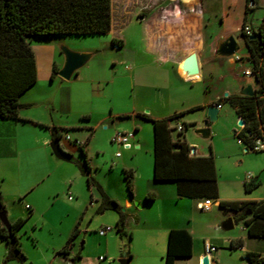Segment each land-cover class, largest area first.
Instances as JSON below:
<instances>
[{"label": "crops", "instance_id": "crops-1", "mask_svg": "<svg viewBox=\"0 0 264 264\" xmlns=\"http://www.w3.org/2000/svg\"><path fill=\"white\" fill-rule=\"evenodd\" d=\"M113 1H116V4H121L125 2L132 3L136 0H110L109 29L105 33H97V35H105L100 43L94 46L83 45L79 47H69L78 51H90L91 55L86 61L96 54L101 55L98 61L89 63L85 66L84 70H81L82 68L77 70L84 65L85 61L69 78L80 83L82 88L84 87L83 89H87L90 92L92 91L95 93L94 96H97L103 92V84L108 80L104 63H110L109 67L117 64L122 65L126 70V76L137 87L134 91L133 102L130 109L122 112L103 113L101 117L95 119L96 111L92 108L74 110L72 107L73 99L70 86L68 89L67 87L61 88L58 94L55 92L52 94L43 92L42 89L37 87L33 88L41 79L44 78L46 80V78L55 75L56 70L62 64V55L59 49L55 51L54 47V50H45V58L41 59L42 62H40L39 66L38 58L35 55L34 49L31 47L35 62L36 78L31 85L17 96L18 103L23 106V108L21 107L20 109L24 110H18L17 114L19 119L0 118V196L4 205L6 220L12 222L16 218L22 217L25 222L31 216L37 215L42 221H49L51 217L58 218L61 215L68 216L69 212L75 214L74 216L72 215L70 223L61 233L60 237L52 244L48 254V256L52 254L51 257L60 254L58 253L59 249L63 246L68 234L77 221L76 215L78 214L79 208L78 203L73 201L72 194H75L78 190L77 186L83 177L73 166L65 165L66 163L56 159L51 154L48 147V143L51 140L49 132L50 127L57 128L60 133V139L63 133V138L66 135L69 140L71 139L70 137L77 138V136L69 135L67 132H73L74 129L76 131H86L90 129V139L93 134V128L97 125L104 124L107 120L110 125H114L116 121L129 120L131 122L130 128L124 127L123 130L131 129L134 134L139 129V125L135 121L148 122L139 118L137 113H145L152 119H160L168 117L173 113L182 112L179 113L173 121V123H181L184 121L183 116L185 111L191 106L200 107L195 109L198 112L196 118H191L186 121H191L194 126L200 127V125L196 124L197 119H199V121L204 119V107L214 102L218 96L234 93L245 84H249L251 88H255L258 85L254 73L251 70V62L247 57L248 51L246 45L242 37L238 35L244 16V0H241L238 23L235 27L237 31L233 33L238 44V49L235 53L241 55L239 60H234L231 55L220 56L214 53L217 42L225 36L226 31L224 35L206 36L205 28L209 20L204 14V10L210 11L212 8L207 0H185L183 3H175L171 6H169L170 4L166 2V0H150L151 2L149 4L147 3L148 5L145 13L142 14L141 18L145 20L146 23L138 36L140 50L125 54L116 53L104 55L102 53H105L103 50L106 48L114 49L119 46L122 47L124 41L121 37L115 35L117 32L115 27H119L123 15L129 16L132 13V10H125L123 7L116 6V4V7L113 9L111 7ZM234 1L235 0H221L218 15L220 23L223 22L225 17H228L230 10L233 8ZM179 6H183L184 8L179 10ZM171 12H173V14L170 20H168V15ZM263 13L264 8L258 17L257 23L263 16ZM138 16L137 19H139ZM175 17L179 19H175ZM246 21L251 26L257 24H252L247 19ZM111 39L119 45L114 44L113 46ZM190 51H193L195 54L198 71L191 76H185L180 70L179 64L181 59ZM53 67L56 68L55 72H52ZM245 69H248L250 72L247 74L244 73ZM171 72L178 75L177 77H179L182 83L178 88L183 92L180 101L177 98L172 99L170 97L171 89L168 86V77ZM144 74L147 75V78L143 81L140 79V76ZM192 89L198 90V93L200 91L198 98L194 100L191 99L189 94L193 93ZM184 90L188 91V93H185ZM218 103H220V108L217 109L216 120L220 117L226 118L227 116V112L224 111V105L228 103ZM73 110L77 114V120L72 123L71 120L68 119V116ZM229 113L231 119L228 117L225 121L224 130L217 133V130L214 128H208L209 135L206 141L199 143L187 142L183 136L180 138L191 147L189 151L190 154L194 156L211 155L215 171L217 197L209 200L212 201V205H216L217 207L218 200L257 201L264 199V153L261 150L246 148L242 143L237 142L234 133L239 129V126H236L238 118L232 106H230ZM148 123L150 124V122ZM150 127L151 173L150 170L148 174L147 172L144 173V185L142 190L137 191L133 182V172L131 171L132 196L128 194L122 195L121 207L124 211H128L133 203L141 208L156 200L163 202V204L181 198L190 199L195 203L202 200L183 196L177 197L175 183L173 181L153 180L151 124ZM215 137H217L216 141H213ZM210 139L212 141H210ZM73 143L62 141L59 145L64 151L73 155L76 147L78 148V144H82L77 139L73 140ZM262 144L263 149L264 142ZM85 145L86 144H83L84 150ZM257 153L262 154L263 158L259 159L255 155ZM85 155L87 156L86 150ZM217 156L232 157V164L239 166L237 167L238 170L232 172L229 177V181L233 183L231 188L236 191V194H234V191L228 190L227 192H220L218 189L217 173L214 164V158ZM76 158L79 161L81 159V157L78 156ZM247 173H250L252 178L255 177L259 181L258 185L249 191H245L243 188L244 177ZM260 175L263 176V181H261ZM259 185L262 186L261 189L253 193ZM239 189H242L243 192L240 193ZM87 190L91 200L96 202L99 199V194L96 193L94 187L87 186ZM147 192L154 193V198L150 202H146L143 199ZM104 193L109 198L114 199V196L109 194L107 190H104ZM59 194L62 196L65 195V204L61 203L59 205V199L58 196H56ZM90 203L92 202L88 201V204ZM222 210L229 213L232 219L231 211ZM134 216H136V214H134ZM240 223L241 229L246 234V239L255 238L264 240L263 237L249 236L241 221ZM169 229L183 228L166 225L165 231L167 232ZM231 240L232 238H229L228 243ZM1 242L3 241L0 240V243ZM235 249H238L242 253L255 252L259 255H264V244L260 252L246 248L243 242L241 245L235 247ZM67 253L60 255L65 256ZM125 253H123L122 256L125 257ZM162 254H164V252L158 251L157 254L154 255H151L149 252L140 257L133 254L132 256L138 260L137 264H163ZM192 255L193 249L191 244L190 256ZM202 255L203 249L196 255L197 261L200 260ZM189 257L176 258L173 264L187 260ZM243 259L245 258L243 257ZM127 260L129 261L130 258H127ZM210 263L215 264L212 260Z\"/></svg>", "mask_w": 264, "mask_h": 264}, {"label": "rangeland", "instance_id": "rangeland-1", "mask_svg": "<svg viewBox=\"0 0 264 264\" xmlns=\"http://www.w3.org/2000/svg\"><path fill=\"white\" fill-rule=\"evenodd\" d=\"M207 1L212 8L210 11L204 10V14L209 20L205 28L206 36L224 35L225 31V35H233L234 31H237L235 27L238 23L241 0L234 1L233 8L230 10L228 17L223 19L222 23L219 22L218 17L221 0ZM150 2V0H136L132 3L125 2L116 4V1L111 3L113 9L119 6L123 7L125 10H132V13L129 16L123 15L121 24L119 27H115L117 31L115 35L121 37L124 41L122 47L119 46L114 49L106 48L103 50L105 53L102 54H125L140 50L138 36L145 27L146 22L145 20L137 19V16L145 13L146 7ZM166 2L171 6L175 3H183L185 0H166ZM183 8V6H179V10ZM263 8L264 0H257L254 8L247 11L246 19L252 24L257 23ZM172 14L173 12L169 13L170 16L168 15V20H170ZM176 18L177 17H175V19ZM104 36L105 35L97 34H53L44 37H30L27 38V40L30 47L34 49L35 55L38 58V65L40 66V62H42L41 59L45 58V50L49 51L54 47L55 51H57L58 46L61 44L68 47H79L83 45L94 46L100 43ZM112 45L114 46V44ZM100 56V54L94 55L77 70L81 68V70H84L85 66L89 63L98 61ZM109 65L110 63H104L108 80L103 84V92L97 96H94V92L83 89L84 87L82 88L80 83L75 82L73 79H61L56 73L52 77L46 78V80L44 78L41 79L33 88L37 87L42 89L43 92H49L50 94L55 92L58 94L61 88L67 87L68 89L70 86L73 99L72 107L74 110L92 108L96 111L95 119L101 117L103 113L129 110L133 102L134 91L137 87L126 76V70L122 65L117 64L112 67H109ZM169 75L168 86L171 89L170 97L172 99L177 98L180 101L183 92L178 88L182 83L179 77H177L178 75L172 72ZM146 78V74L140 76V79L143 81ZM184 87L186 88L185 84ZM184 92L188 93L186 90H184ZM192 92L193 93H189L191 99L194 100L198 98L200 91L198 93V90L192 89ZM21 107L23 108V106ZM20 108H18V110H24ZM74 110L71 111L68 116V119L71 120L72 123L77 120V114ZM229 110L230 106L225 104L224 111L227 112L226 118L220 117L217 120L215 119L209 123L208 128H214L217 130V133L224 130L225 121L228 117L231 119ZM197 113L195 109L185 111L183 122L186 124V127L182 130L179 138L183 136L187 142L199 143L206 141L207 138H201L198 134L193 132V130L201 127L202 121L197 119L196 124L200 125V127L194 126L191 121H186L191 118H196ZM135 122L139 125V129L133 134V139L130 141L129 148L116 146L109 142V137L113 132L127 131L126 129L123 130L124 127L130 128L131 122L129 120L116 121L114 125H110L107 120L104 124L97 125L93 128L92 137L86 143H84L85 138L90 129L86 131H76L74 129L73 132L67 133H69V135H75L77 138L70 137V140H65L62 133V137L59 139V144H61L62 141L73 143V140L76 139L86 144V157L88 159V165L90 167L89 173L92 179L99 185L102 192L107 190L109 194L114 196V201L120 207L121 196L127 195L125 180L122 177V169H130L133 172V182L137 191L142 190L144 185V173L147 172L148 174L149 170L151 173V127L148 122ZM183 122H181L182 125L184 124ZM176 133L174 129L171 131L170 134L172 139L176 138ZM216 138L217 137L213 138V141H216ZM211 139L210 141H212ZM115 152H118L119 155L114 156ZM255 155L259 159L263 158L260 153ZM77 156L81 157L79 149L76 147L71 157L77 160ZM232 162V157L217 156L214 158L217 185L220 192H227L228 190L234 191L231 188L233 183L229 181V177L232 172L238 170L237 167L239 166L233 165ZM64 163H66L65 165L73 166L77 170L72 162L69 161ZM263 176H259L261 181H263ZM77 187L78 190L75 194H72V199L78 203L79 208L78 214L76 215L78 233L72 240L67 255L64 256L59 254L51 257V254L48 256L52 244L60 237L61 233L70 223L72 215L74 216L75 214L69 212L68 216L61 215L58 218L51 217L49 221H42L40 217L33 215L22 224L17 232L20 250L24 259L17 260L15 258H6V247L3 242H1L0 264H119L118 259L126 252V248L124 247L125 244H127V251L130 254V260L127 264H137L138 260H136L132 254L140 257L149 252L151 255L157 254L158 251L164 252L167 233L165 231L166 225L186 229L192 239L193 255L187 260L176 262V264H199L196 255L198 252L202 251L203 243L205 242L215 247V250L210 253V258L215 264H246L247 261L243 259L244 253L238 249L231 248L228 239H240L241 243L243 242L246 245V248L257 250L258 252H260L264 244V240L255 238L246 239V234L241 229L240 221H236L231 229L222 230L219 227L220 223L230 217V215L216 205H212L211 200V205L207 210H200L196 208L195 202L186 198L172 200L165 204L156 200L141 208L133 203L128 211H124L121 207L125 213L123 231L127 234L129 233L130 238L129 240L127 236L119 238L114 226L117 219L116 212L109 209L101 212L96 211L99 199L96 202L91 200L84 177ZM261 187L262 186L259 185L253 193L259 191ZM95 191L98 193L96 189ZM239 191L240 193L243 192L242 189H239ZM234 194H236V191H234ZM56 196H58L59 205L61 203L65 204V195L62 196L59 194ZM88 201L92 203L88 204ZM134 214H136V216H134ZM105 226L110 228L103 236H99L97 231ZM77 254L79 258H75Z\"/></svg>", "mask_w": 264, "mask_h": 264}, {"label": "trees", "instance_id": "trees-1", "mask_svg": "<svg viewBox=\"0 0 264 264\" xmlns=\"http://www.w3.org/2000/svg\"><path fill=\"white\" fill-rule=\"evenodd\" d=\"M249 0H244V16L240 25L239 35L242 37L251 62V70L257 80V87L252 88L250 95L228 93L218 96L212 102H226L233 107L237 118L243 122L242 127L234 133L246 148L252 147V141L259 138L264 142V13L255 26L246 21V13L254 6H248ZM250 26L251 34H244L242 25ZM110 24V0H0V118L19 119L17 96L36 78L33 52L27 38L44 37L53 34H97L105 33ZM253 35V37H250ZM112 44H117L111 39ZM56 68L53 67L52 72ZM200 106H191L187 110ZM179 113L168 117L152 119L145 113L137 116L150 122L152 126L153 163L152 178L155 181H173L177 197L215 199V171L211 155L194 156L189 153L190 146L179 138L177 132L175 139L171 138L173 121ZM125 117V116H121ZM184 128L186 127L183 124ZM50 139H60L57 128L50 127ZM91 131L85 138L86 143ZM78 144L81 161L73 159L72 162L79 174L84 177L86 186H93L99 194L97 212L109 209L117 214L115 231L118 237L130 234L123 231L125 213L121 207L109 198L99 185L92 179L89 171L88 159L83 144ZM264 153V148L260 149ZM127 194L132 196V172L122 169ZM259 181L253 177L249 182L243 183L245 191L258 185ZM154 193H145L143 199L152 201ZM219 208L232 212V222L241 221L249 236L264 238V199L257 201L218 200ZM248 211L249 214L244 213ZM0 212H4V205L0 196ZM24 222L18 217L8 222L9 229L0 224V240L6 247V258L24 259L20 250L17 231ZM78 221L68 234L58 253L66 254L72 240L78 233ZM192 239L184 229H169L166 234V244L162 256L163 264H173L176 258H187L191 255ZM241 245L240 239L231 240L229 246L235 248ZM125 257L130 258L127 251ZM243 257L247 264H264V255L255 252H245ZM75 258H79L77 254ZM72 262V261H71Z\"/></svg>", "mask_w": 264, "mask_h": 264}, {"label": "water", "instance_id": "water-1", "mask_svg": "<svg viewBox=\"0 0 264 264\" xmlns=\"http://www.w3.org/2000/svg\"><path fill=\"white\" fill-rule=\"evenodd\" d=\"M139 19L142 18V15L138 16ZM253 37V35H250ZM58 49L62 55V64L56 70V74L62 79H68L70 75L80 67L91 55L90 51H78L73 50L66 45H59ZM238 49V44L232 34L225 35L221 38L215 48L214 53L220 56H230ZM180 70L185 76H191L196 74L198 71L197 63L195 59V54L193 51H190L186 54L180 61ZM235 93L241 95H250L252 93V88L249 84H245L241 88H239ZM217 108L215 104L210 103L204 107V119L201 122V127L195 129L193 132L198 134L201 138H207L209 135L208 125L210 122L216 119ZM237 126L242 125L241 119H237ZM48 147L50 149L51 154L56 159L69 162L71 159V155L64 151L59 145V139L50 140L48 143ZM136 205V204H135ZM245 215L249 214L248 211L244 213ZM0 224L3 225L6 229H9L8 221L6 220V216L4 212H0ZM233 226L232 219L230 217L223 220L219 227L222 230H229ZM119 264H127L128 260L126 257L122 256L118 259ZM200 264H208L207 258L203 255L200 258ZM211 264V263H210Z\"/></svg>", "mask_w": 264, "mask_h": 264}, {"label": "built area", "instance_id": "built-area-1", "mask_svg": "<svg viewBox=\"0 0 264 264\" xmlns=\"http://www.w3.org/2000/svg\"><path fill=\"white\" fill-rule=\"evenodd\" d=\"M247 5L248 6H254V2L249 0ZM242 30H243L244 34H251L250 26L247 23L242 25ZM231 56L233 57L234 60H239L241 58V55H239V54H237L235 52L233 54H231ZM248 72H250L248 69L244 70V73L247 74ZM215 106H216L217 109L220 108V103H216ZM242 125H243V122H242ZM242 125L239 126V128L242 127ZM171 126L173 127V129L176 132H181L183 130V128H184V126L180 122H175ZM64 139L65 140H69V138L66 135L64 136ZM132 139H133V131H131V130L115 131V132H113L110 135L109 142L111 144H115L116 146L129 148L130 147V141ZM236 140H237L238 143H241V141L239 139H236ZM262 147H263V144H262V141L259 138H255L252 141L251 149L260 150V149H262ZM118 155H119L118 152L114 153V156H118ZM251 179H252V175L250 173H247L245 175V177H244V182H249ZM210 204H211V201L209 199H202V200L196 202L195 205H196V208H198L200 210H207L210 207ZM109 228L110 227L105 226L104 228L99 229L97 231V234L99 236H103L106 233V231H108ZM202 249H203V255L206 256L208 264H210V262H211L210 253L215 250V247L210 245V244H208L207 242H205V243H203ZM199 264H200V260H199Z\"/></svg>", "mask_w": 264, "mask_h": 264}]
</instances>
